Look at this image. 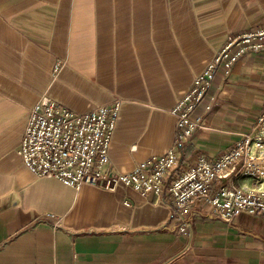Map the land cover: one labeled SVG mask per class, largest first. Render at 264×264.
I'll return each mask as SVG.
<instances>
[{
    "label": "crops",
    "instance_id": "0c3cea01",
    "mask_svg": "<svg viewBox=\"0 0 264 264\" xmlns=\"http://www.w3.org/2000/svg\"><path fill=\"white\" fill-rule=\"evenodd\" d=\"M263 26L264 0H0V264H264V214L225 222L202 204L183 252L166 191L76 190L36 178L18 153L29 108L47 96L75 112L121 101L112 171L163 155L193 79L229 38ZM263 109L264 52L220 68L173 176L215 161ZM233 181L254 183L213 187Z\"/></svg>",
    "mask_w": 264,
    "mask_h": 264
},
{
    "label": "built area",
    "instance_id": "2783aa9c",
    "mask_svg": "<svg viewBox=\"0 0 264 264\" xmlns=\"http://www.w3.org/2000/svg\"><path fill=\"white\" fill-rule=\"evenodd\" d=\"M263 52L264 26L229 38L171 110L176 117L173 146L127 173L108 167L120 100L75 112L47 96L40 97L28 110L18 153L36 178H54L76 190L89 185L112 191L125 185L142 194L166 191L171 200L170 221L186 239L184 252L191 247L194 218L202 204L225 222L240 213L264 214V109L256 116L251 130L215 161L199 157L194 166L173 176L179 164L176 151L196 129L204 127L203 115L191 114L204 101L216 73L222 68L227 75L245 55ZM205 109L210 110L211 103ZM238 160L241 161L237 166ZM242 175L253 178L249 189L234 181L213 187L228 176L237 179Z\"/></svg>",
    "mask_w": 264,
    "mask_h": 264
}]
</instances>
